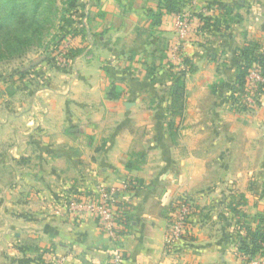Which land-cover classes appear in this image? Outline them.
I'll list each match as a JSON object with an SVG mask.
<instances>
[{
    "label": "crops",
    "instance_id": "obj_1",
    "mask_svg": "<svg viewBox=\"0 0 264 264\" xmlns=\"http://www.w3.org/2000/svg\"><path fill=\"white\" fill-rule=\"evenodd\" d=\"M126 1L87 0V35L74 73L47 74L38 106L27 115L35 149L23 155L18 185L9 183L12 198L17 189L23 195L15 211L23 258L109 264L120 250L124 264H244L238 225L255 228L254 212L264 211V197L255 203L251 193L264 189V90L256 113H240L230 95L240 51L264 57V0L195 1L197 12L210 11L218 26L210 40L208 31L205 38L199 32L184 44L193 70L180 118L167 112L170 99L157 79L170 63L167 48L156 57L157 45L171 38L175 14ZM152 9L162 14L159 24L145 17ZM131 15L145 23L126 26ZM131 180L139 185L135 192L127 191ZM101 190L132 205L117 244L86 208L100 203ZM191 195L199 196L203 214L197 207L175 263L165 252L171 206L182 196L195 203ZM224 206H239L242 216Z\"/></svg>",
    "mask_w": 264,
    "mask_h": 264
},
{
    "label": "rangeland",
    "instance_id": "obj_2",
    "mask_svg": "<svg viewBox=\"0 0 264 264\" xmlns=\"http://www.w3.org/2000/svg\"><path fill=\"white\" fill-rule=\"evenodd\" d=\"M137 1L138 0H136V2L134 0H127L126 2L134 7H144L142 9L149 11L152 7L159 5L160 0ZM195 1L197 0H178V7L180 10L175 14L172 36L171 38H168L165 44L157 45L158 52L156 53V57L160 55V50L163 51L167 48L170 60L167 70H162L157 78L161 83L159 86L162 87V91H164L162 96L165 98L169 97L173 83L181 76L180 71H184L188 68L183 62V57H188L186 54L187 46L185 47L187 40L182 39L184 27L180 30L178 29V19L180 22L182 21V23L189 20V40L192 39L196 41V39L199 38L198 36L200 33L202 34V37H206L205 32L207 30L198 31V27H201L202 24L199 25L195 22L196 20L200 22V16L206 12L203 10L197 12L199 9L195 7ZM209 1L214 2V0ZM86 3L87 0H79L80 7L73 10L67 7L68 3L66 4L65 0H52V3H49L51 4V14L49 13L50 18L47 23V28L44 31L41 44L37 45V42L33 41V44L24 47L23 50L15 53L3 52V50L0 49V264H23L22 262L25 260L23 258L21 236L23 228L21 220L16 217V213L19 214L20 212H15L21 211L23 195L21 190L17 189L14 191L12 198L10 191V185L12 184L9 183L14 181V183L18 185V178L22 175L21 169L23 166V155L35 149V146L28 141L29 133L33 132V127L26 126L28 121L27 115L29 111H33L34 107L38 106V97L39 94H41L39 90L46 86L45 76L47 74L56 75L57 71L68 72L72 75L75 71V61L80 53L79 51H83V47L81 46H83L85 42V35H87L85 29L87 28L86 23L89 22V19L84 13V6ZM158 13L159 12H155L152 9V13L146 14L145 17L148 22L157 23V21H159L157 17ZM206 17L213 18L214 14L209 16L206 15ZM126 19L123 20V23H125L126 26L132 24V21L140 22V20H142L136 15H131L128 17V20ZM227 22H230V20ZM144 23L145 22H140L139 24L142 25ZM212 31H214V27L211 28V31L206 32L208 36L205 40L211 39L210 32ZM149 35L150 30L141 33L143 39ZM2 41L3 39L0 37V43H2ZM152 61H154V59L150 60L151 63ZM191 66L192 64H190V67ZM186 76L183 81L186 80ZM237 87L238 88L232 90L234 93L230 95L232 96V104L237 106L236 108L239 109L240 113L247 112L248 110L245 108H249L250 112L256 113L259 110V101L262 98L260 91L262 90L260 88L257 89V87L255 89L252 88L251 80L247 81L243 88H240L238 85ZM12 170H14L15 173L11 172ZM252 191L253 192L251 193L255 203L264 197V189L262 187H257ZM103 195L104 190H101V200ZM191 196L196 199V204L192 202V206L195 210H197V207L201 209L200 213H197V215H202L203 206H201V202L199 203V196ZM12 200L15 202L14 207L12 206ZM178 201L179 199L174 205H176ZM100 203L85 207L92 211L97 218L96 211L101 206ZM74 204L75 205L72 206L73 209L82 208L81 204ZM253 204L254 202L251 206H254ZM174 205L171 206V212ZM232 208V206L223 207V209H227L230 213H234L235 216H242L241 210H238L239 206L236 208L238 213L233 211ZM11 211L14 212L12 213ZM171 212L170 214L172 215ZM254 213H256V216L264 215V211L261 210L257 212L255 211ZM194 216L196 217V215ZM197 218H199V216H197ZM101 229L105 232L102 227ZM123 230L124 228L122 227L119 228L118 231L123 232ZM191 230L186 235L187 238L191 236ZM121 232H119L120 239ZM18 233L19 235L17 237L16 235ZM107 236L108 238L110 237L109 235ZM166 239L167 232L165 240ZM110 241L115 244L118 243L111 239ZM184 244L185 242L180 243L172 254H169V249L167 247L165 249V252H167L166 254L174 257L175 260L173 261L175 263H178V261L180 262V259L177 257H181L180 250ZM260 258L264 259V255H259L255 259ZM111 261L112 257L110 258L109 264H111ZM63 262L64 261H62V263L61 261H57V264H63ZM245 262L246 261H244V264H251V262Z\"/></svg>",
    "mask_w": 264,
    "mask_h": 264
},
{
    "label": "trees",
    "instance_id": "obj_3",
    "mask_svg": "<svg viewBox=\"0 0 264 264\" xmlns=\"http://www.w3.org/2000/svg\"><path fill=\"white\" fill-rule=\"evenodd\" d=\"M50 2L52 3V0H0V37L3 39L2 43H0V49L3 52L15 53L23 50L24 47L30 46L33 41H36L37 45L41 44L50 18L49 13L51 14ZM65 2L66 4L68 3L67 7L69 9L75 10L80 7L79 0H65ZM159 8L171 14H176L180 10L178 0H160ZM157 17L159 21L156 24H159L162 20V14L158 13ZM217 24V20L215 21L213 18L201 15V27H198V31H211V28H216ZM236 60L238 75L234 89L238 88L237 85L240 88L245 86L247 77L253 69L259 70L264 77V57L255 49L247 48L240 51L236 56ZM183 62L188 68L180 71L181 76L173 83L169 93L170 102L166 107L172 118L183 116L185 110V81L183 79L188 72L193 70L190 67L192 61L188 57H183ZM154 72L155 67H152L150 73L155 74ZM260 88L262 90L264 84ZM113 91H116V87L113 88ZM112 93L111 96L113 97ZM233 93L234 91H232ZM138 187L139 185L132 180L127 182L128 192H135ZM114 209L117 213L116 222L123 228H127L130 224L129 214L132 211L130 202L116 200ZM233 211L238 213L236 207H233ZM257 218L259 222L255 228L248 225H240V223L238 225L240 231L242 230L243 232L242 239L239 242V252L243 256V261H246L245 263H250L257 256L264 255V215H258ZM187 239L185 236L184 241ZM22 263L31 264V261L25 259ZM35 263L40 264L34 261Z\"/></svg>",
    "mask_w": 264,
    "mask_h": 264
},
{
    "label": "built area",
    "instance_id": "obj_4",
    "mask_svg": "<svg viewBox=\"0 0 264 264\" xmlns=\"http://www.w3.org/2000/svg\"><path fill=\"white\" fill-rule=\"evenodd\" d=\"M204 12L206 13H204L203 16L211 15L208 10ZM188 22L189 20L185 21V23H182V21L180 22V20L178 19L177 23V27L179 30L184 27V30L182 32V39L185 40H188L190 34ZM195 22L200 25V22H198L197 20ZM249 80H251V85L254 89L256 87L258 89L262 84H264V77L262 73L257 69H253L250 71L247 81ZM263 90L264 88H262V91ZM262 91H260V94ZM115 203L116 200L114 198V192L104 190V195L100 203L101 206L97 209L96 214L101 223V227L105 230V233L110 236L109 238L114 242H119V232L121 231L118 230L119 228H122V226L116 222L117 213L114 209ZM194 214L195 208L192 206L191 199L187 196L181 197L178 203L174 205L169 227L167 229L166 247L169 249V252L173 253L175 251V248H177V246H179V244L184 241V237L192 228L191 219ZM124 260L125 259L123 254L120 251H116L112 255L111 264H124ZM251 264H264V259L260 258L252 260Z\"/></svg>",
    "mask_w": 264,
    "mask_h": 264
}]
</instances>
